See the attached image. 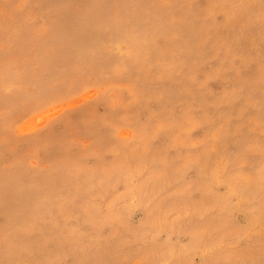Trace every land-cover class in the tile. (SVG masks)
I'll list each match as a JSON object with an SVG mask.
<instances>
[{
	"label": "rangeland",
	"instance_id": "obj_1",
	"mask_svg": "<svg viewBox=\"0 0 264 264\" xmlns=\"http://www.w3.org/2000/svg\"><path fill=\"white\" fill-rule=\"evenodd\" d=\"M0 264H264V0H0Z\"/></svg>",
	"mask_w": 264,
	"mask_h": 264
}]
</instances>
